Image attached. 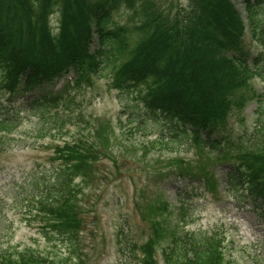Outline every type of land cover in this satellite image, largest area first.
Returning <instances> with one entry per match:
<instances>
[{"label":"trees","instance_id":"obj_1","mask_svg":"<svg viewBox=\"0 0 264 264\" xmlns=\"http://www.w3.org/2000/svg\"><path fill=\"white\" fill-rule=\"evenodd\" d=\"M239 1L254 41H264V0ZM119 2L132 9L137 23L115 21ZM153 3L0 0L3 102L24 97V109L39 113L41 119L34 132L48 136L51 130L60 131L75 112L69 99L62 101L67 89L53 88L55 79L73 70L78 88L84 77L110 72L108 87L123 103L121 110L137 122L136 130L145 128L148 120L162 127L152 146L167 147L183 140L214 154L202 167L179 165L168 176L176 181L184 176L207 180L205 184L213 177L211 165L224 166L229 190L243 194L245 189L253 200L261 199L260 208L264 204V85L257 89L252 80L257 77L264 82V50H249L243 44V22L232 0H189L186 12L173 20L168 14L156 16ZM56 12L57 29L50 22ZM252 99L257 103L254 127L232 138L230 116L240 114ZM51 108L55 112L49 114ZM66 110L70 114L63 113ZM21 121L13 103L3 107L0 100V130ZM69 145L58 146L56 159L63 164L51 176L38 177L33 185V189L43 186L34 196L35 212L43 213L47 221L40 232L53 247L55 240L63 244L64 252L48 251L43 256L32 249L0 247V264H86L80 242L85 220L75 207L74 180L93 150L92 143H78V151ZM212 182V187L217 185L215 179ZM187 186L182 195L187 194ZM161 198L157 195L145 204L152 233L139 247L140 264H158V248L163 264H222L223 237L215 231L170 227L164 216L172 214V205ZM178 209L183 217L184 205L180 203ZM135 244L130 236L126 242L130 254Z\"/></svg>","mask_w":264,"mask_h":264},{"label":"rangeland","instance_id":"obj_2","mask_svg":"<svg viewBox=\"0 0 264 264\" xmlns=\"http://www.w3.org/2000/svg\"><path fill=\"white\" fill-rule=\"evenodd\" d=\"M149 1L154 2L156 16L168 14L171 20L174 16L181 18L189 2ZM233 1L244 20L241 2ZM58 19V12L51 15L53 28L57 29ZM114 19L121 24L137 23L134 12L124 2H119ZM244 23L247 27L245 20ZM246 29L245 44L254 51L264 50V41H253L251 32ZM262 33L264 36V31ZM72 75L70 72L62 77L58 86L71 81ZM110 78V72L104 76L88 75L80 80L78 88L66 86L68 93L62 101L69 99L70 106L74 107V118L66 120L60 131L51 130L48 136L34 132L41 119L39 113L30 108L20 109L24 107V97L8 101L16 106L22 121L8 130H0V247L32 249L43 256L48 255V251L64 252L63 244L55 240L53 247L40 232L47 221L43 213L35 212L34 196L43 186L33 189L34 180L51 176L55 167L63 164L61 159H56L58 146L70 144L74 145H69L70 150L78 151V143H92L90 158L81 165L74 180L75 207L85 220L80 242L85 247L82 253L87 264H140L139 247L152 233V218L145 204L157 195L172 205V214L164 216L170 227L178 231H215L218 237H223V264H264V217L260 210L242 199L239 192L229 191L224 166L211 165L213 177L209 176L205 184L203 181L207 180L184 176L176 181L168 176L179 165L181 168L202 167L205 160L214 159V154L183 140L171 142L167 147L152 146L150 143L160 138L162 127L148 120L145 128L136 130L137 122L121 110L123 103L108 87ZM261 83L264 84L263 81L257 84ZM5 98L6 94L0 90L3 107H8L3 102ZM254 107L255 103L251 102L241 115L237 113L232 137L243 130L251 131L256 116ZM58 111L62 112V107ZM54 112L52 108L48 110L49 114ZM63 113L70 114V110ZM145 149L148 151L142 155ZM214 179L217 185L212 187ZM193 183L201 187H194L192 195H182L184 187L190 188ZM180 203L186 210L183 217L178 209ZM130 236L136 243L132 254L126 249Z\"/></svg>","mask_w":264,"mask_h":264}]
</instances>
